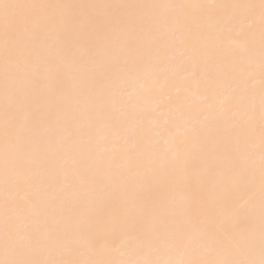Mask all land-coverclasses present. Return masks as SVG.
Returning <instances> with one entry per match:
<instances>
[{"label": "snow or ice", "instance_id": "obj_1", "mask_svg": "<svg viewBox=\"0 0 264 264\" xmlns=\"http://www.w3.org/2000/svg\"><path fill=\"white\" fill-rule=\"evenodd\" d=\"M0 264H264V0H0Z\"/></svg>", "mask_w": 264, "mask_h": 264}, {"label": "bare ground", "instance_id": "obj_2", "mask_svg": "<svg viewBox=\"0 0 264 264\" xmlns=\"http://www.w3.org/2000/svg\"><path fill=\"white\" fill-rule=\"evenodd\" d=\"M203 2V0H202ZM209 2H211V0H209ZM215 2H219V3H225V2H253V0H215ZM242 26V21H240L239 19L236 21V27L239 28ZM235 41H233L234 43ZM225 43H230L229 41H225ZM193 101L198 103V98L197 97H193ZM148 103L151 105L153 103V101L149 100ZM109 148H112V145L109 144L108 145Z\"/></svg>", "mask_w": 264, "mask_h": 264}]
</instances>
